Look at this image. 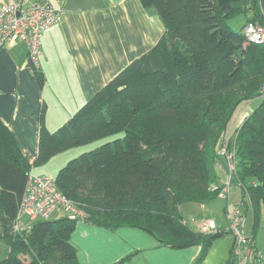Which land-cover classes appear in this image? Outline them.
<instances>
[{
	"label": "trees",
	"instance_id": "16d2710c",
	"mask_svg": "<svg viewBox=\"0 0 264 264\" xmlns=\"http://www.w3.org/2000/svg\"><path fill=\"white\" fill-rule=\"evenodd\" d=\"M141 2L162 20V37L56 130H47L41 119L32 162L0 119V240L8 246L0 264H78L70 242L78 220L110 229L137 227L172 248L199 245L201 260L213 233L189 227L180 206L220 195L225 183L216 168L229 176L219 153L224 145L234 163L229 184L241 187V204L251 208L249 237L258 251L254 232L264 215V41L248 42L243 27L232 29L228 20L244 14L247 22L264 27V8L259 0H235L226 8L217 0ZM256 97H262L260 104L227 139L235 110ZM99 139L106 140L53 178L85 216L37 219L30 229L14 230L31 169ZM228 264H234L232 249Z\"/></svg>",
	"mask_w": 264,
	"mask_h": 264
},
{
	"label": "crops",
	"instance_id": "0c3cea01",
	"mask_svg": "<svg viewBox=\"0 0 264 264\" xmlns=\"http://www.w3.org/2000/svg\"><path fill=\"white\" fill-rule=\"evenodd\" d=\"M49 1L60 10V20L43 31L37 65L23 42L0 48V119L30 162L37 154L41 119L47 130H56L58 121L65 123L165 31L158 14L141 0ZM259 6L264 8V0ZM233 241L232 234H220L197 261L201 246L172 248L137 227L110 229L78 220L70 235L78 264H228Z\"/></svg>",
	"mask_w": 264,
	"mask_h": 264
},
{
	"label": "built area",
	"instance_id": "2783aa9c",
	"mask_svg": "<svg viewBox=\"0 0 264 264\" xmlns=\"http://www.w3.org/2000/svg\"><path fill=\"white\" fill-rule=\"evenodd\" d=\"M60 20V10L49 0H0V48L5 45L23 42L27 47V56L35 65L42 54L41 36L43 31ZM243 33L248 42L260 44L264 41V27L255 22H246ZM219 153L225 156L230 174L234 171L233 159L222 146ZM215 187V185H212ZM230 188L229 180L220 192L222 196ZM58 209L68 211L70 218L83 217L85 213L74 202L56 189L53 179L43 175L29 173L22 196L14 230L30 229L37 219H48ZM225 218L228 227L219 228L213 219L191 218L188 222L204 233H216L230 230L234 241L232 254L234 264L264 263V254L255 251L251 237L247 238L241 228L243 216L238 208H227ZM25 216V219L22 218Z\"/></svg>",
	"mask_w": 264,
	"mask_h": 264
},
{
	"label": "rangeland",
	"instance_id": "374dc122",
	"mask_svg": "<svg viewBox=\"0 0 264 264\" xmlns=\"http://www.w3.org/2000/svg\"><path fill=\"white\" fill-rule=\"evenodd\" d=\"M244 17H245L244 14H237L236 16L228 20V24L230 25L232 29L239 30L241 29L240 27L245 20ZM261 100H262V97H256L248 101H244L238 106V108L235 110L234 115L231 118V121L228 125L227 132H226L227 139L229 138L230 134L234 135L236 131L235 125L237 121L239 120L238 125L240 126L244 118L251 114L254 108H256L260 104ZM70 117H66V121ZM63 121H58V123L54 125V128H58L59 126L64 124L62 123ZM239 126H237L236 128H238ZM105 140L106 139H99L91 143L82 145V146H77V147L68 149L62 153L54 155L46 163L34 166L31 171L33 174L43 175L50 179H53L56 173L58 172L59 168L66 165L69 161L79 156L80 154L84 152H88L92 149H95L96 147L101 145ZM216 173L220 181L226 184L228 181V178H227V173L225 169L219 166L216 168ZM241 196H242L241 187L237 184L231 183L226 197H222V195L220 194L219 196H217L216 198H213L209 203L204 204L203 206H201V204L197 202H193V203L187 202L180 206V211L182 213L184 220L189 221V219L195 218V217H203L207 219L211 218L215 220L218 225H221L223 228H226L228 227V222L225 219L223 210L227 206L231 208L237 207L244 215L242 228H243L245 236L249 237V236H252L253 215H252L251 208L249 206H245L241 204ZM68 215L69 213L67 210L58 209L55 212H53L49 218L55 219L60 216H68ZM22 218L25 219V216H22ZM187 224L189 227H192V228L195 227V225L191 222ZM254 236H255L254 237L255 245H256L258 252L261 254H264V215H263V211L260 213L258 225H257V228L255 229ZM7 251H8V246L4 242L0 241V260L7 255ZM23 258L28 259V256H25ZM258 264H264V263H258Z\"/></svg>",
	"mask_w": 264,
	"mask_h": 264
},
{
	"label": "water",
	"instance_id": "95a60500",
	"mask_svg": "<svg viewBox=\"0 0 264 264\" xmlns=\"http://www.w3.org/2000/svg\"><path fill=\"white\" fill-rule=\"evenodd\" d=\"M231 1H235V0H217V4L221 8H226L230 6ZM217 237H220V233L219 232L213 233V238H217Z\"/></svg>",
	"mask_w": 264,
	"mask_h": 264
}]
</instances>
